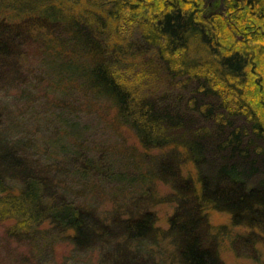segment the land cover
Here are the masks:
<instances>
[{
	"label": "trees",
	"instance_id": "16d2710c",
	"mask_svg": "<svg viewBox=\"0 0 264 264\" xmlns=\"http://www.w3.org/2000/svg\"><path fill=\"white\" fill-rule=\"evenodd\" d=\"M0 224L46 257L264 264V0H0Z\"/></svg>",
	"mask_w": 264,
	"mask_h": 264
},
{
	"label": "rangeland",
	"instance_id": "374dc122",
	"mask_svg": "<svg viewBox=\"0 0 264 264\" xmlns=\"http://www.w3.org/2000/svg\"><path fill=\"white\" fill-rule=\"evenodd\" d=\"M65 162L69 166V162ZM123 195L124 193L121 192L120 196ZM126 199L127 198H122V200ZM109 204L111 203L108 199H106L105 204L98 205L97 203L100 208L98 212L101 214V211H103L105 207L109 208ZM157 209L158 210L156 211L159 216L158 223L163 227H167V218L173 212L172 206L166 203H161L158 205ZM217 214H214L215 222H222L227 219L225 214ZM61 236L55 239L51 254L46 257L44 254H37L38 252L36 248L31 249L28 247L26 241L21 239V236L18 240L16 239L17 241L9 239L5 235V226L0 224V264H99L101 262V260H97L101 256V247L76 251L71 243H69L67 239L63 238L64 236ZM117 238L118 235L114 237L111 243L109 241L102 243L106 250L114 253V256L116 255L117 249L120 248V250H124L123 252H130V254L137 253L136 251L138 250V252L144 257H150L151 260H148V262H151V264H176L177 262V260L173 259L174 247L168 237H160L158 239L150 238L149 240L134 238L130 242L126 243L123 242L124 238H122L121 243L119 242L120 237L119 239ZM118 244L120 245L117 246ZM260 250L262 257L264 258V246H262V249ZM224 257L227 264L251 262V260H238L233 251L229 250L224 252ZM109 261L118 262L120 260ZM135 262L139 263L138 260Z\"/></svg>",
	"mask_w": 264,
	"mask_h": 264
}]
</instances>
